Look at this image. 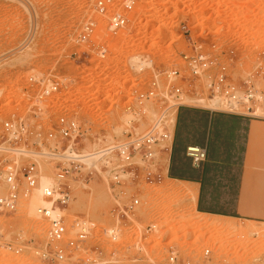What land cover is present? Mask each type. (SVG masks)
<instances>
[{"label": "rangeland", "instance_id": "1", "mask_svg": "<svg viewBox=\"0 0 264 264\" xmlns=\"http://www.w3.org/2000/svg\"><path fill=\"white\" fill-rule=\"evenodd\" d=\"M97 1L0 0V86L11 87L30 75L55 77L59 82L58 91L44 104L43 117L35 121L45 130L58 115H64L81 126L82 147L97 137L115 145L129 130L134 134L144 131L163 107L170 106L168 118H172L182 99L194 97L193 92L201 86L175 79L183 92L166 101L140 99L138 93L149 88L157 73L162 88L167 85L163 71L179 69L187 73L182 53L192 54L194 49L224 64L231 81L251 74L262 77L264 84V0H128L131 9L127 23L114 33L105 30L107 20L97 13ZM114 1L123 8L124 0ZM91 20L98 23L96 36L89 42H77L83 26ZM100 41L106 46L104 56L97 50ZM133 56H142L150 65L137 69ZM139 116L143 120H137ZM34 130L35 126L30 128ZM168 142L165 147L170 146ZM162 145L156 146L157 156L147 164L138 156L130 165L117 157L112 160L113 167L121 165L134 174L120 185L123 200L131 196L139 200L129 217L117 225L118 242L103 233L115 224L111 180L104 175L107 167L101 173L91 169L93 174L86 179V168L67 179L70 200L63 211L66 237L73 235L70 225L79 218L93 226L84 247L88 251L117 250L116 264H146L150 260L169 264L163 246L171 243L180 253L176 264H264V226L221 220L188 206L184 194L176 192L183 190V184L169 180L162 169L163 152H169L167 148L159 151ZM46 168L53 175L51 164L46 163ZM145 168L151 172L149 178ZM94 190L106 191L104 207H79V197L85 200ZM3 191L0 183V194ZM30 205V198H21L14 213L0 215L4 241H30L33 245L47 242L48 220L38 216ZM86 212L93 216L89 218ZM219 221L229 228L221 230ZM149 223L158 224L160 236L157 231L148 235L138 254L134 245ZM205 250H209L207 256ZM135 255L143 259L134 262Z\"/></svg>", "mask_w": 264, "mask_h": 264}, {"label": "built area", "instance_id": "2", "mask_svg": "<svg viewBox=\"0 0 264 264\" xmlns=\"http://www.w3.org/2000/svg\"><path fill=\"white\" fill-rule=\"evenodd\" d=\"M122 9L116 6L114 0H99L95 4L97 13L106 17L105 30L114 33L123 28L128 20L131 3L124 0ZM98 23L89 21L77 36V42H89L97 34ZM97 50L104 56L105 44L98 42ZM182 59L187 73L179 69L162 72L167 85L161 87L158 73L153 77L147 90L138 93V98L168 99L178 98L183 90L175 82H189L194 86H201L193 92L194 97L207 100L216 99L221 108H210L228 113L242 114L251 118L264 119V84L262 77L245 74L233 82L229 79L224 64L206 56L197 49L192 54L182 53ZM59 82L55 77H41L30 75L24 81L14 83L11 87L0 86V183L4 191L0 194V215L14 213L21 198H30L44 172V165L51 164L53 168L54 185L43 190V200L50 207L37 206L36 214L48 220L47 242L33 245L30 241L12 244L4 241V234L0 227V264H36L34 258L45 264H116L119 262L117 250L106 252L100 248L84 247L90 237L93 226L85 219L76 218L72 221L71 237H66L68 227L64 219V208L70 200V188L66 180L77 177L83 169H87L86 179L93 174L94 168H87L81 161L83 130L74 120L64 115H58L50 128L45 130L43 125L35 121L43 117L46 112L44 104L58 91ZM26 97L28 100L26 101ZM166 106L155 115L148 127L140 132H125V139L115 144L114 153L119 160L132 164L136 156L144 162L155 159L156 146L164 150V143L171 142L169 129L168 108ZM36 127L33 132L30 128ZM186 154L197 165L204 159V150L198 147H188ZM92 169V170H91ZM145 168L146 177L151 172ZM95 171V170H94ZM104 175L111 180L110 189L114 199L113 216L115 224L103 230L112 241L118 242L120 231L118 224L135 210L138 199L131 196L123 200L124 190L122 182L132 179L134 174L126 172L121 165L107 167ZM130 179V180H131ZM61 209L56 216H51L53 208ZM157 231L158 224L149 223L144 227V233L136 240L135 248L138 254L143 250V240ZM166 260L169 264H176L179 250L173 243L163 246ZM83 251L76 255L77 251ZM209 250L204 251L207 256ZM135 255L133 261L142 260ZM146 264H154L152 260Z\"/></svg>", "mask_w": 264, "mask_h": 264}, {"label": "crops", "instance_id": "3", "mask_svg": "<svg viewBox=\"0 0 264 264\" xmlns=\"http://www.w3.org/2000/svg\"><path fill=\"white\" fill-rule=\"evenodd\" d=\"M175 113L167 178L195 187L199 213L264 226V119L188 104ZM191 146L205 153L197 165Z\"/></svg>", "mask_w": 264, "mask_h": 264}, {"label": "bare ground", "instance_id": "4", "mask_svg": "<svg viewBox=\"0 0 264 264\" xmlns=\"http://www.w3.org/2000/svg\"><path fill=\"white\" fill-rule=\"evenodd\" d=\"M187 15H189V13H187ZM189 16H191V15H189ZM141 57L135 56L133 58L134 59V62L136 64L135 66L137 67V69H141V68H143L145 66L147 67V66L150 65V61L149 60L142 59ZM172 103H174V102H172ZM181 104H189V105H195V106H206V107H209V108H221L219 106V103L217 102L216 99L207 100V99H205L203 97H187V96H185L182 99ZM172 105H175V104H172ZM142 107H144V106H142ZM145 107H144V110H145ZM148 111L145 110V112H148ZM175 111L176 110L174 109L173 116L171 114L172 118H169V124H168V126H169V129H170L171 133H172V130H171V122H172V124H174V113H175ZM140 116H139V118H137V120H140V118L142 117V116L141 117ZM144 117H145V115H144ZM141 119L143 120V118H141ZM140 126L141 125H139V127ZM142 126L140 127V129H144V128H142ZM168 143H170V142H168ZM166 145L167 144H165V146ZM114 147L115 146L112 145L111 143L108 144L103 139L98 138V137L95 138V139L93 138L91 140H87V143H85V145L82 147V151H81L82 152V155H81V158L80 159L85 164V166L87 168L93 167V168H95V170H97V172H100L101 173L103 171V167L104 166L111 167L113 165V164H111L112 163V160H115L116 159V155H114L115 153H113L114 152ZM168 147H169V144H168L167 148ZM167 159H168V152L167 153L166 152H163V162L162 161L161 162L163 163L162 169H163L164 172L166 170ZM45 167H46V164L44 165V168ZM169 180H171V179H169ZM174 182H180L181 184H183V186H184L183 190H179V189H177V190L175 189V190H176V192H178V191L182 192L184 194V196L186 197V201L188 200V206H190L191 208H195V201H196L195 200V197H196L195 187H193L192 184L185 183V182H181V181H177V180H174ZM53 185H54L53 175H51L50 171H48V169L46 168V170H44V172L42 173V175L39 178L38 185H37L36 189L34 190V194L32 195L33 197H30V199L33 202V205H30V208L31 207L32 208L33 207L36 208L37 206L50 207V204L46 203L43 200L42 194H43V190L46 187H51ZM107 199H108V196H107L106 191L104 192V191H101V190H94L92 192L91 196H89L85 200L83 199V197L82 198L79 197V207L80 206H88V207H91L93 209H97L98 210V209L104 207V203L107 201ZM60 210L61 209H59L57 207L53 208L52 211H51V216L52 217L56 216L58 213L61 212ZM31 211H33V210H31ZM34 213H35V211H34ZM86 213H88V212H86ZM98 213H100V210H99ZM88 216H89V218H91L93 215H90L88 213ZM96 218H94V219H96ZM199 224H201V223H199ZM219 224L221 225V228H222L221 230H223V231L224 230H227L229 228V227H226V226H229L227 224L226 225L225 224H221V223H219Z\"/></svg>", "mask_w": 264, "mask_h": 264}]
</instances>
